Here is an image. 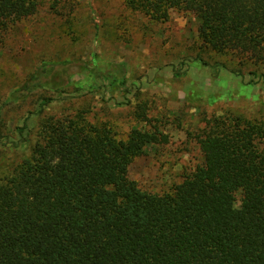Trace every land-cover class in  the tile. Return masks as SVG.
Segmentation results:
<instances>
[{
	"label": "trees",
	"instance_id": "trees-1",
	"mask_svg": "<svg viewBox=\"0 0 264 264\" xmlns=\"http://www.w3.org/2000/svg\"><path fill=\"white\" fill-rule=\"evenodd\" d=\"M38 1L0 0V26ZM124 2L159 21L192 13L208 47L264 62V0ZM51 70L29 87L50 86ZM263 138L241 114L208 118L201 163L158 194L127 172L156 133L120 139L81 112L44 117L30 156L0 181V264H264Z\"/></svg>",
	"mask_w": 264,
	"mask_h": 264
},
{
	"label": "rangeland",
	"instance_id": "rangeland-1",
	"mask_svg": "<svg viewBox=\"0 0 264 264\" xmlns=\"http://www.w3.org/2000/svg\"><path fill=\"white\" fill-rule=\"evenodd\" d=\"M197 29L192 13L169 9L159 21L124 0H39L33 15L0 26V181L30 156L47 116L81 112L120 139L156 133L127 172L158 194L201 163L208 118L241 114L264 127V62L213 50ZM49 68L56 88L29 87Z\"/></svg>",
	"mask_w": 264,
	"mask_h": 264
}]
</instances>
